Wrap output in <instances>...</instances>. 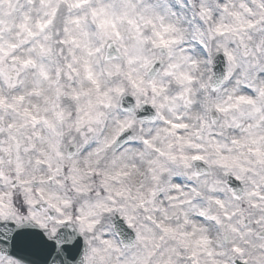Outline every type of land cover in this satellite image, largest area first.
Masks as SVG:
<instances>
[{"label":"snow or ice","instance_id":"obj_1","mask_svg":"<svg viewBox=\"0 0 264 264\" xmlns=\"http://www.w3.org/2000/svg\"><path fill=\"white\" fill-rule=\"evenodd\" d=\"M0 264H264V0H0Z\"/></svg>","mask_w":264,"mask_h":264}]
</instances>
